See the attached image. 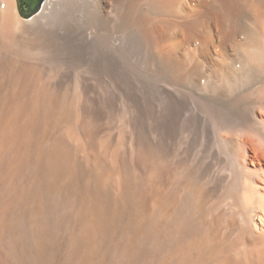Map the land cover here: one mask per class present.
I'll list each match as a JSON object with an SVG mask.
<instances>
[{"label": "bare ground", "instance_id": "6f19581e", "mask_svg": "<svg viewBox=\"0 0 264 264\" xmlns=\"http://www.w3.org/2000/svg\"><path fill=\"white\" fill-rule=\"evenodd\" d=\"M27 12L0 0V264H264V0Z\"/></svg>", "mask_w": 264, "mask_h": 264}, {"label": "water", "instance_id": "95a60500", "mask_svg": "<svg viewBox=\"0 0 264 264\" xmlns=\"http://www.w3.org/2000/svg\"><path fill=\"white\" fill-rule=\"evenodd\" d=\"M39 0H17V6L20 15L26 16L29 12L27 10L32 11L37 8Z\"/></svg>", "mask_w": 264, "mask_h": 264}, {"label": "rangeland", "instance_id": "374dc122", "mask_svg": "<svg viewBox=\"0 0 264 264\" xmlns=\"http://www.w3.org/2000/svg\"><path fill=\"white\" fill-rule=\"evenodd\" d=\"M60 24V25H56V24ZM71 23V19L70 17H66L64 19H62L60 22H57L56 24L53 25V28L57 29L58 32H62V28H66L69 24ZM68 24V25H67ZM67 25V26H66ZM56 26V27H55ZM59 27V28H58Z\"/></svg>", "mask_w": 264, "mask_h": 264}]
</instances>
